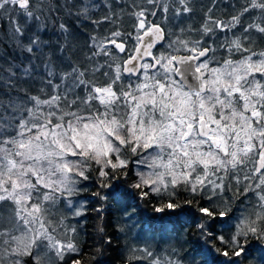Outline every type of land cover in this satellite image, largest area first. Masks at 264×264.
<instances>
[{
	"label": "snow or ice",
	"instance_id": "snow-or-ice-1",
	"mask_svg": "<svg viewBox=\"0 0 264 264\" xmlns=\"http://www.w3.org/2000/svg\"><path fill=\"white\" fill-rule=\"evenodd\" d=\"M137 200L122 264H264V0H0V264H104Z\"/></svg>",
	"mask_w": 264,
	"mask_h": 264
},
{
	"label": "trees",
	"instance_id": "trees-1",
	"mask_svg": "<svg viewBox=\"0 0 264 264\" xmlns=\"http://www.w3.org/2000/svg\"><path fill=\"white\" fill-rule=\"evenodd\" d=\"M131 203H133L135 205V212L136 215L133 217V221H136V227L134 229H132L131 232H129L128 237L125 238L123 236L120 237V246H117V242L114 239L113 241V246L110 248H106L105 252H104V256H103V260H104V264H122V248H123V242L125 239H128L129 243H143V240H135L133 239V237L140 233L141 231L143 232V235L145 238H147L148 236H154V240L152 241L153 243H157L159 242L161 245L164 244V240L161 239L162 233H161V221L159 219L156 220H150L151 217L153 216H160L161 214H155L152 212V205L150 202H144V201H132ZM118 206L113 205V209H112V220L113 223H115V218L117 215H119V213L116 211V208ZM93 217H95V213H92L91 216L84 221L85 223V230L87 233H91L92 236H95V229H94V224L97 222ZM184 220V217H181V221ZM73 223H75V221H73ZM131 223V222H129ZM165 223H167L165 221ZM152 225L155 226V233H153L152 231ZM179 233L183 234L184 232H186L190 227H192V225L190 223L188 224H184L183 227H181L180 224L176 225ZM171 228L172 225L167 224V228H166V232L169 235H174L171 233ZM113 228H109L108 231L111 232L113 231ZM96 240L98 241L99 238L97 237ZM199 240L198 235L196 234H192L190 236V242L188 244L184 245V249L186 251L189 252V256H195L196 261L199 262L201 260V257L199 255H196V252L194 251V249L199 247V244H202L203 241L200 240L199 244H197L196 242ZM94 241L92 240L91 237H88V244L91 245ZM94 251V249L92 247H86L85 249V253H86V258H87V254Z\"/></svg>",
	"mask_w": 264,
	"mask_h": 264
}]
</instances>
